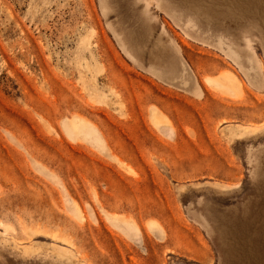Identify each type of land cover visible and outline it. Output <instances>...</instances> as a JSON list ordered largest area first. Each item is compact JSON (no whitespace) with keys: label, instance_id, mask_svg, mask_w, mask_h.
<instances>
[{"label":"rangeland","instance_id":"1","mask_svg":"<svg viewBox=\"0 0 264 264\" xmlns=\"http://www.w3.org/2000/svg\"><path fill=\"white\" fill-rule=\"evenodd\" d=\"M0 264H264V0H0Z\"/></svg>","mask_w":264,"mask_h":264},{"label":"bare ground","instance_id":"2","mask_svg":"<svg viewBox=\"0 0 264 264\" xmlns=\"http://www.w3.org/2000/svg\"><path fill=\"white\" fill-rule=\"evenodd\" d=\"M225 77V76H224ZM211 82V81H210ZM212 83V82H211Z\"/></svg>","mask_w":264,"mask_h":264}]
</instances>
